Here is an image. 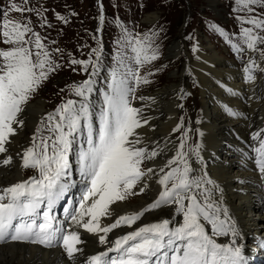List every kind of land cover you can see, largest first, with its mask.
Returning a JSON list of instances; mask_svg holds the SVG:
<instances>
[{"label":"snow or ice","instance_id":"snow-or-ice-1","mask_svg":"<svg viewBox=\"0 0 264 264\" xmlns=\"http://www.w3.org/2000/svg\"><path fill=\"white\" fill-rule=\"evenodd\" d=\"M24 2L26 4L27 0ZM238 3L241 5L240 11L247 13H255V5L264 8V0H238ZM100 8L103 12V4H100ZM10 11L34 12L35 9L13 4ZM262 16L264 11L261 16L239 19L252 26L241 29L244 44L264 58V49L257 47L264 44V35L256 31L264 30ZM7 17L8 12L0 14V37L3 38L0 40V153L8 152L6 145L16 134V126L24 125L21 114L31 96L61 66L55 63L46 48V38L42 39L29 22ZM59 19L67 23L64 17ZM100 19L103 21V15ZM156 36L155 32L134 34L122 27L121 42L133 53L129 59L134 62L135 70L121 61L126 70L112 73L111 84L103 94L104 107L98 116V127L93 123L92 106L88 100L93 91L91 76L95 75V71L73 87L75 96L80 100L68 99L57 106L54 113L47 114L48 130L54 135L42 139L39 146L34 136L32 146L27 147L22 156V167L38 169L39 176L34 175L0 188V242H29L47 248L59 246L68 261L78 264L77 256L84 255L87 243L81 236V229L84 233L98 236L100 244H107V234L121 224L131 226L146 212L175 205V211L182 214V223L178 226L170 227L173 221L167 218L143 225L118 237L107 251L86 257L83 264H247V258L243 255L245 246L238 243L240 233L227 218L228 209L210 202L206 195L210 190L203 187L204 180L189 177L184 140H181L176 156L168 161L165 168L177 161L184 167L181 169L177 166L168 171L160 169L163 175L158 179L161 186L158 197L142 211L120 215L109 225L101 226V217L112 215L110 205L124 202L130 195L145 192L148 187L144 182L146 172L152 173L153 169L148 167L145 171L141 165L159 155L155 150L138 146L142 142L136 130L147 125L148 118L143 116V108L134 107L131 103L134 99H152L137 96L136 90L141 85L151 83L147 76L141 75L140 69L159 58ZM233 47L237 52L244 51L239 45ZM55 51L59 52L60 49ZM92 52L98 59L97 50L93 49ZM70 63L84 65V71H88L90 61L73 59ZM92 68L95 69L96 64H92ZM256 69L264 72L256 60L249 59L244 68L247 74L245 79L254 80ZM227 110L236 115L231 108ZM82 121L87 133V149L80 153L79 159L81 175L87 186L78 206L72 210L64 209L72 222L69 228H65L57 221L54 209L70 188V182L64 178L70 172L69 154L76 135L82 130ZM182 127L183 118L173 131H179ZM252 138L259 140V146L254 149L256 164L264 173V128L253 133ZM196 147L198 149L200 146ZM11 162V156L0 160L3 165ZM206 183L211 184L212 181ZM138 185V191H134ZM200 189H203L200 191L203 200L197 195L196 190ZM222 216L225 218L222 219ZM202 221H207L211 226V234ZM230 234L233 239L229 243H218L214 238ZM257 247L264 249V238L257 241ZM113 251L118 256L105 259Z\"/></svg>","mask_w":264,"mask_h":264},{"label":"bare ground","instance_id":"bare-ground-1","mask_svg":"<svg viewBox=\"0 0 264 264\" xmlns=\"http://www.w3.org/2000/svg\"><path fill=\"white\" fill-rule=\"evenodd\" d=\"M208 2L215 3L216 0H208ZM154 16L155 14L148 16L145 21L151 22ZM183 28L184 26L181 27V32ZM201 44L194 53H191L187 50L188 46L182 33L171 40L167 48L168 57L176 59L179 58V52L186 54L184 58L182 57L184 65L181 71L172 72L165 84L151 85L145 92L139 94V96L151 97V100L138 99L132 103L134 107L143 108V116L148 118V124L136 130L142 142L138 146H143L149 151L155 150L159 155L152 160H147V168L151 167L153 172H146L144 182L148 187L145 192L139 195H130L126 201L110 205L109 210L112 215L101 217L102 227L114 222L120 215L142 211L158 197L159 190H161L158 179L163 175L160 169L165 168L168 161L176 156L181 142L175 141V138L181 133L182 128L179 131H173L183 118V111L181 112L180 108L186 102V98L184 97L183 100L180 98L188 90L192 91V82H197L201 97V103L197 106L198 114L194 119L191 114L187 120L183 118V124L189 122L192 125L193 138H195L190 141L189 151L184 143V152L187 153L185 159L190 169L189 177L195 180H204L203 187L210 190L206 193L210 202L219 205L222 209H228L227 218H230L240 233L237 238L239 244H243L251 230L264 233V208L259 206L258 190L254 184H251L254 180L252 171L240 168V158L236 154V150L241 146L234 139L233 131H240L251 143H259V140L252 138V134L264 128V72L255 75L254 80H246L247 74L244 72V68L247 65L240 68L235 61L225 60L217 53L216 49L204 42ZM246 57L247 61L249 59L256 60L261 68H264L260 57L255 53L250 52ZM111 78L112 75L106 78L107 84L99 92L93 89L88 96V98L91 96L102 98L100 103L102 108L104 107L103 94L108 90ZM190 81L191 83H189ZM193 94L192 91L191 97H194ZM226 106L231 108L236 115L230 114ZM45 110L46 101L42 97L25 107L21 115L25 122L24 125L16 126V134L10 138V143L6 145L8 152L0 153V160L7 156L12 157V162L9 165L0 164V188L29 178L23 171L22 156L25 149L31 146L34 132L38 128L39 120L45 114ZM197 112L195 111V114ZM80 133L76 135L69 154L70 172L74 175V182L70 184V188L63 198L70 199V202L58 203L54 209L57 221L65 228H69L72 223L70 217L64 212V209L68 208L66 205L69 203L70 210L77 207L87 186L81 175L78 156L87 149V136ZM185 133L182 138H188V133ZM182 138L181 140H183ZM197 145L200 146L198 149ZM80 146L81 150H79ZM178 164L183 166L177 161L165 168V171ZM208 180H211L212 183H206ZM74 186L80 188V191L71 192ZM138 187L139 185L134 191H138ZM202 190H196L198 198L201 200L204 199L200 195ZM176 207L169 205L163 209L146 212L142 219L131 226L122 224L107 234L106 238L109 243L103 245L98 242V236L84 233L81 229V236L87 243L84 255L77 256L78 264H83L86 257L94 255L97 251L110 247L113 238L123 236L143 225L156 223L166 218L173 221L171 225L176 226L182 223V214L175 211ZM205 222L202 221L204 224ZM217 237L221 241L225 239L228 242L233 239L231 234L226 237ZM254 241L257 240H253L255 244ZM0 264H72V262L67 260L63 250L60 251L58 247L45 248L28 242L8 241L0 242Z\"/></svg>","mask_w":264,"mask_h":264},{"label":"rangeland","instance_id":"rangeland-1","mask_svg":"<svg viewBox=\"0 0 264 264\" xmlns=\"http://www.w3.org/2000/svg\"><path fill=\"white\" fill-rule=\"evenodd\" d=\"M13 4L18 7L32 8L35 11H10ZM100 4H103V12ZM253 7L257 9L255 13L240 11L241 5L238 0H216L215 3H209L208 0H27L26 4L24 0H0V14L8 12V19L29 22L33 30L41 34L42 39L46 38V48L50 51L55 63L61 65L49 75V78L42 83L26 104L28 106L41 97L46 101L44 117L39 120L40 124L38 123L39 131L34 132L36 145L39 146L42 139H49L54 135L48 130L50 125L47 121V114L54 113L57 106L68 99L80 100V97L75 96L73 87L88 79L93 71L95 75L91 76L92 87L99 92L98 88L107 84L106 78L114 71L124 72L126 70L121 65V61L123 65L135 70L134 62L129 59L133 53L121 42L122 27H126L134 34L157 33L155 44L159 47V58L140 69L141 75L147 76L151 83L139 86L136 90L137 96L151 85L165 84L172 72L181 71L185 52H179V58L176 59L167 56L170 41L180 33L185 36L187 50L191 53H194L197 47L202 45L201 42H204L216 49L225 60L235 61L240 68L248 64L246 55L250 52L258 55L264 64V58H261L259 52L247 48L241 34L243 27L252 26L243 23L239 17L247 19L251 15L261 16L264 11L260 5ZM154 14L151 22L145 21L148 16ZM101 15L104 17L103 21L100 19ZM59 17H64L67 23ZM182 26L184 28L181 32ZM256 31L264 35V30L257 29ZM2 39L0 37V40ZM104 43L108 44L106 51L102 50ZM233 45L243 47L244 51L237 52ZM257 47L264 49V44H258ZM57 48L60 49L59 52L55 51ZM93 49L99 53L98 59L92 52ZM73 59L89 60L88 71H84V65H72L70 61ZM92 64H96L95 69L92 68ZM254 72H256L254 75L261 73L257 69ZM197 84V82L191 83L194 97H191L192 91L188 90L180 98V100L186 98V102L180 108L185 120L190 118L189 114L193 115V119L198 114L197 106L201 103V97L198 92L199 84ZM88 99L94 100L95 96ZM136 100L138 99L132 100L131 103ZM192 130V125L187 122L183 124L181 133L175 138V141L180 142L182 135L187 132L188 138L182 139L188 151L191 147L190 141L195 140ZM31 142L32 146L33 140ZM177 166L183 169L184 165L178 164ZM177 166L174 165L173 168ZM141 167L144 170L147 169V160L142 163ZM24 172L30 177L35 174L36 169L24 168ZM170 184L171 181L169 186ZM255 232L256 230H251L248 235L256 237L259 234L260 238L264 236L261 231ZM252 245L255 244L252 242ZM258 251L264 262V251L261 249Z\"/></svg>","mask_w":264,"mask_h":264},{"label":"flooded vegetation","instance_id":"flooded-vegetation-1","mask_svg":"<svg viewBox=\"0 0 264 264\" xmlns=\"http://www.w3.org/2000/svg\"><path fill=\"white\" fill-rule=\"evenodd\" d=\"M91 103L93 106H95L96 109H100V103H101L100 98L95 97V99L92 100Z\"/></svg>","mask_w":264,"mask_h":264}]
</instances>
